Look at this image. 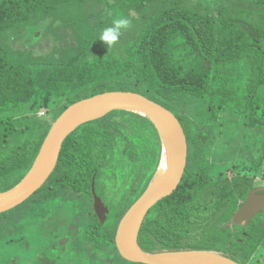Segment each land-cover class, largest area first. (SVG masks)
Listing matches in <instances>:
<instances>
[{
    "label": "trees",
    "instance_id": "16d2710c",
    "mask_svg": "<svg viewBox=\"0 0 264 264\" xmlns=\"http://www.w3.org/2000/svg\"><path fill=\"white\" fill-rule=\"evenodd\" d=\"M218 1L213 7L190 0H0V191L29 170L51 123L68 105L105 91H135L184 122L188 145L180 183L150 208L138 244L151 252L213 249L242 264H264V211L245 225L227 226L264 166V0ZM117 14L129 18L135 31L129 36L128 28L108 49L99 35ZM41 108L49 110V119L37 115ZM124 112L85 122L65 138L55 169L27 199L32 205L25 200L0 213V239L20 228L17 215L7 226L3 220L23 203L36 219L39 203L60 208L68 202L73 208L88 200L89 218L75 247L84 242L92 257L100 251L97 264H143L119 255L114 233L129 207L122 209V199L135 195L146 176L143 169L135 177L136 165L148 169L154 163L150 138L139 146L133 139L141 137L139 130L148 131L158 149L159 139L152 123L137 114L133 134L111 121ZM134 148L147 158L128 159L131 185L119 198H101L109 208L101 223L92 208L91 183L104 180L102 172L117 179L120 157ZM87 260L83 256L91 264Z\"/></svg>",
    "mask_w": 264,
    "mask_h": 264
},
{
    "label": "water",
    "instance_id": "95a60500",
    "mask_svg": "<svg viewBox=\"0 0 264 264\" xmlns=\"http://www.w3.org/2000/svg\"><path fill=\"white\" fill-rule=\"evenodd\" d=\"M93 109L101 110L100 114L80 120L81 114ZM115 110L132 112L146 118L154 126L159 139L156 170L146 188L129 205L116 225L114 242L119 255L130 262L143 264H242L213 249L151 252L142 249L138 244L139 230L150 208L170 195L180 183L187 164L188 145L185 130L175 113L131 90L105 91L68 105L51 123L29 170L15 185L0 191V213L18 206L44 185L55 169L63 141L76 127ZM179 113L182 114L183 110ZM172 150L171 161L168 165H162L165 153L171 155ZM161 171L162 175L157 177ZM91 193L94 213L104 223L109 208L96 194L94 181L91 183ZM260 211H264V186L253 187L247 192L245 200L233 213L227 226L245 225Z\"/></svg>",
    "mask_w": 264,
    "mask_h": 264
},
{
    "label": "rangeland",
    "instance_id": "374dc122",
    "mask_svg": "<svg viewBox=\"0 0 264 264\" xmlns=\"http://www.w3.org/2000/svg\"><path fill=\"white\" fill-rule=\"evenodd\" d=\"M191 3H194L195 1L210 4L213 5V7H216L219 3L218 0H190ZM131 14L133 17L138 16V12L131 11ZM135 25V24H134ZM134 28L130 30L129 27V36L134 33ZM127 32V33H128ZM126 37V34H123L121 38ZM127 39V38H126ZM126 39H121L122 41ZM47 108H41L38 110L37 115L41 117H45L46 119H49L50 115L48 113ZM135 114L132 112L125 111L122 114H117L111 118V121L113 123H117V125L122 129L128 130L130 133H136L134 131V122L133 117ZM228 114H223L222 118L224 121V124L227 122ZM183 122V121H182ZM126 124V126L124 125ZM184 125V128L186 129V125L184 122L182 123ZM225 126V125H224ZM228 127L225 128V131L227 132ZM140 132L141 137H138V139L135 143H137V146H139L141 143L144 142L146 138H150V141L152 142V145L155 146L153 149L154 151V163L152 164L151 168L146 169L144 166L141 168V165L143 164H137L136 170L134 171L133 166H131V162L128 160H132V158H136L139 162L143 158H147L146 154H143L141 152V149H133L132 155L128 154L127 156L120 157V165L118 168L114 169V172L118 175V178H114L113 176H108L107 173L102 172L104 180L98 181L96 180V185L94 181V188L96 190V193L105 200L107 194L109 195V198L111 197V194L114 197L118 198L121 196V194L129 189V186L131 185V181L133 178L130 177V174H133L135 177L138 178V174L141 175V170L146 173V176L142 177L143 183L137 186L135 195L133 192L127 193L125 197L122 199V209L127 208L129 205L128 199L132 200L134 198H137L141 193L140 191L144 190L146 186L148 185V177H152L153 173L156 170L157 162H158V147H157V139L152 137L148 131H145V133ZM238 133V132H237ZM240 137L238 136L235 141L230 143V148H227L228 146H225L226 149L224 150L225 154H229V149H234L237 146V139ZM118 145L122 146V142H125L121 135L117 136ZM143 139V142H142ZM141 141V143L139 142ZM139 144V145H138ZM147 144V143H146ZM221 149L217 150V152L220 153ZM233 151V150H232ZM223 152V149H222ZM151 154V153H150ZM227 154V155H228ZM130 157V158H129ZM209 158H218L222 159V155H219L218 157L215 156H208ZM157 159V160H156ZM117 165V162H115ZM228 174H232V170L229 169L227 171ZM257 174H254L253 176V186H264V166L261 167ZM142 176V175H141ZM141 178V177H140ZM149 178V180H150ZM116 179V180H115ZM115 180V181H114ZM141 180V179H139ZM138 180V182H139ZM145 180H147V183ZM139 183L135 182V185H138ZM102 187L100 189L99 187ZM140 193V194H139ZM127 198V199H126ZM28 203H30V200H27ZM26 202V203H27ZM26 203H23L19 206L20 212L17 210V212L14 214L9 212V215L3 220L4 222H9L6 224V226L11 222L12 219L17 217L19 220L16 222V224L20 225V228L16 230V234H9L3 239H0V264H63L60 263L62 260H67V264H82L83 256L84 258L88 259L87 261L92 263H96L94 261L95 259L100 256L99 252L96 250L95 257H92V250H90L87 245L84 244V242L79 245L78 248L75 247V241L74 239L79 238L81 236L80 231H83L84 224L86 220L89 218L87 212L89 210V201L86 200L85 202L76 201V203L72 206L70 203L65 202V204L60 208H54L53 204L48 203L44 205L41 203L37 204L38 208L41 210L42 214L36 217V219H33L30 210L26 209L23 211V206L26 205ZM32 205V202L30 203ZM127 206V207H126ZM47 211V212H46ZM45 212V214H43ZM78 215V218L76 219V214ZM109 213V212H108ZM44 215V216H43ZM63 217L62 221L59 223V225L54 224L53 220L54 218H61ZM50 223V225H47ZM78 223L80 225H78ZM85 229V228H84ZM95 251V250H94ZM70 252V256H68V253ZM72 257H76L77 259H73ZM90 259V260H89ZM84 264V263H83Z\"/></svg>",
    "mask_w": 264,
    "mask_h": 264
},
{
    "label": "clouds",
    "instance_id": "9594fccd",
    "mask_svg": "<svg viewBox=\"0 0 264 264\" xmlns=\"http://www.w3.org/2000/svg\"><path fill=\"white\" fill-rule=\"evenodd\" d=\"M131 23L132 21L129 18L117 14L116 18L113 19L111 26L106 27L101 31L99 41L106 45L108 49L113 48L118 44L122 33L130 27Z\"/></svg>",
    "mask_w": 264,
    "mask_h": 264
},
{
    "label": "bare ground",
    "instance_id": "6f19581e",
    "mask_svg": "<svg viewBox=\"0 0 264 264\" xmlns=\"http://www.w3.org/2000/svg\"><path fill=\"white\" fill-rule=\"evenodd\" d=\"M139 111H140V109H139ZM141 111H142V110H141ZM100 112H101V110L99 111V110H97V109H93V110L87 111L86 113L81 114V115L79 116V118H80V120H84V119L86 120V119H89V118H91V117H95V116L99 115ZM166 139L168 140L167 137H166ZM166 149H168V148H166ZM172 156H173V150H172L171 155L165 153V155H164V160L162 159V161H161L162 165H168L169 162H170L171 159H172ZM160 175H162V171H161L160 173H158L157 177L160 176Z\"/></svg>",
    "mask_w": 264,
    "mask_h": 264
},
{
    "label": "flooded vegetation",
    "instance_id": "af4514ba",
    "mask_svg": "<svg viewBox=\"0 0 264 264\" xmlns=\"http://www.w3.org/2000/svg\"><path fill=\"white\" fill-rule=\"evenodd\" d=\"M256 187V186H255ZM96 192V191H95ZM92 194V193H91ZM97 194V193H96ZM98 195V194H97ZM99 196V195H98ZM106 198H109V195L107 194Z\"/></svg>",
    "mask_w": 264,
    "mask_h": 264
}]
</instances>
